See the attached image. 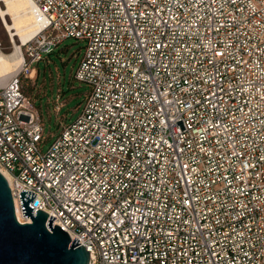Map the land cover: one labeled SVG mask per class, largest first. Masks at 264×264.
Listing matches in <instances>:
<instances>
[{
	"label": "built area",
	"instance_id": "obj_1",
	"mask_svg": "<svg viewBox=\"0 0 264 264\" xmlns=\"http://www.w3.org/2000/svg\"><path fill=\"white\" fill-rule=\"evenodd\" d=\"M32 1L41 29L0 83L18 220L26 189L89 264H264V0ZM69 37L89 90L53 139L20 76Z\"/></svg>",
	"mask_w": 264,
	"mask_h": 264
},
{
	"label": "water",
	"instance_id": "obj_2",
	"mask_svg": "<svg viewBox=\"0 0 264 264\" xmlns=\"http://www.w3.org/2000/svg\"><path fill=\"white\" fill-rule=\"evenodd\" d=\"M20 195L24 215L32 222L18 220L9 181L0 171V264H89V250L53 225L56 216L49 219L41 209L34 215L31 201L37 193L24 189Z\"/></svg>",
	"mask_w": 264,
	"mask_h": 264
},
{
	"label": "rangeland",
	"instance_id": "obj_3",
	"mask_svg": "<svg viewBox=\"0 0 264 264\" xmlns=\"http://www.w3.org/2000/svg\"><path fill=\"white\" fill-rule=\"evenodd\" d=\"M9 20H11L9 18ZM0 43L5 52L11 51L9 33L4 28L0 17ZM86 42L74 37L64 39L55 51L44 53L43 59L32 64L30 74L20 76L23 91L35 102L45 123V134H52L53 139L61 132V123L76 118L83 106L89 87L85 82L76 81L74 73L84 54ZM65 105L57 111L56 99ZM46 145L51 144L52 140Z\"/></svg>",
	"mask_w": 264,
	"mask_h": 264
},
{
	"label": "bare ground",
	"instance_id": "obj_4",
	"mask_svg": "<svg viewBox=\"0 0 264 264\" xmlns=\"http://www.w3.org/2000/svg\"><path fill=\"white\" fill-rule=\"evenodd\" d=\"M0 17L13 48L9 52L0 50V83H5L19 73L25 61L23 44L35 37L41 24L32 0H0ZM0 171L8 177L2 168ZM17 215L22 221L28 219L20 212Z\"/></svg>",
	"mask_w": 264,
	"mask_h": 264
}]
</instances>
